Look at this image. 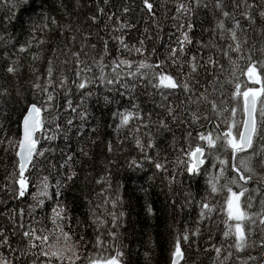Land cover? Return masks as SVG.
Wrapping results in <instances>:
<instances>
[{
	"label": "trees",
	"instance_id": "trees-1",
	"mask_svg": "<svg viewBox=\"0 0 264 264\" xmlns=\"http://www.w3.org/2000/svg\"><path fill=\"white\" fill-rule=\"evenodd\" d=\"M151 2L154 7L148 13L142 0H107V3L105 0H27L13 14L10 9L16 0H0V36L5 38L0 41V125L3 126L0 139L4 138L5 131L7 137L19 139L18 125L25 108L34 101L46 99V94L34 88L35 83L53 95L48 110L42 113L49 122L45 134H53L57 131L56 125L60 126L56 140L40 139L38 149L55 151L45 152L44 157L38 158L35 170L30 167L32 183L24 197L14 193L13 187L18 185H12L8 179L16 170L18 157L14 150H5L6 140L5 145H0V258L8 264H44L47 259L39 256V248H29L22 235L29 226L51 233L48 244L53 248L45 246V250H63V264H69V258L73 264H88V258H104L115 255L116 251L124 253L122 264H169L166 256L170 247L171 253L174 249L173 239L184 230L188 231L189 240L182 243L181 264H261L264 226H261L262 240L254 236L252 247L247 251L250 242L242 256L235 248L234 235L220 243L228 219L225 190L211 191L209 162L200 175L191 178L184 171V165H178L177 161L189 160L186 154L189 143L205 144L195 139L198 133L215 135L222 131V127L213 128L219 123V113L212 109L210 102L214 101L219 109L243 102L242 97L236 98L233 93L236 83L242 87L244 75L233 69L243 68L246 61L229 49V44L234 42L227 32L221 36L217 23L223 21L228 29L238 20L244 31H238L237 35L247 40L245 52L250 48L253 60L257 56L263 59L264 17L260 13L264 12V0H221L223 9L230 13L228 18L216 8L217 0H200L199 6L197 0ZM181 4L183 9L178 8ZM246 5H252L251 9H246ZM246 10L250 11L251 23L243 14ZM10 15H14L11 22ZM53 18L56 24H52ZM44 23L47 28L41 27ZM188 24L193 26L191 31ZM184 32L192 44L185 45L181 58L183 68L168 61V71L178 80H184L189 72L186 61L197 56L198 68L190 79L192 92L164 90L165 100L137 72V67L141 62L159 64L167 60ZM39 40L44 43H38ZM22 46L27 50L19 51ZM136 49L141 51L138 53ZM74 53L79 54L78 58ZM209 57L215 61L214 66L208 64ZM49 61L51 85L47 74ZM119 61H128L131 67L126 64L117 67ZM8 66H13L15 72L8 73ZM140 72L151 76L147 69ZM102 73L105 81L113 80V83L101 82ZM62 78H66L63 88L59 87ZM85 80L90 82L85 89H79L77 84ZM201 95L207 100L195 103ZM105 97L110 102L106 103ZM134 104L139 105L143 120L133 119L117 131L119 120L113 118V113L134 111ZM168 107L175 109L176 119L168 114ZM81 112L85 114L84 120L80 119ZM68 120H72L71 126ZM161 121L168 129L160 127ZM137 128L139 131H135ZM188 132L192 134L191 139ZM137 139L144 147L143 152L137 147ZM149 139L153 147L147 146ZM185 142L189 143L185 145ZM80 147L87 151V156L79 153ZM65 153L74 157L71 169L61 167ZM263 156L264 153L259 158ZM228 159L233 170L232 165L237 166L236 157L233 160L230 155ZM133 160L136 166L130 167ZM156 163L163 168L157 169ZM263 163L264 158V166ZM262 168L257 170L258 184L264 182ZM70 170L76 176L68 181L65 177ZM44 177L49 184L47 197L42 195L40 187ZM57 181L61 185L59 195ZM185 193H191L190 204L185 203ZM40 200L43 205L37 206ZM113 202H117L115 208ZM202 202H207L212 209L205 217L200 215ZM60 207L71 217L68 221H57L68 234L67 241L63 236L56 239L58 229L53 232L56 216L53 209ZM149 207L152 213L146 210ZM109 212H115L118 217L116 227L112 226ZM196 229L199 233L193 235ZM109 232L115 233V237L109 236ZM97 238L102 241L101 245H96ZM214 248H220L219 255Z\"/></svg>",
	"mask_w": 264,
	"mask_h": 264
},
{
	"label": "snow or ice",
	"instance_id": "snow-or-ice-1",
	"mask_svg": "<svg viewBox=\"0 0 264 264\" xmlns=\"http://www.w3.org/2000/svg\"><path fill=\"white\" fill-rule=\"evenodd\" d=\"M27 0H16V3H14L10 9V12L13 14L17 10L20 4L26 3ZM144 5V10L148 13H151L153 10V3L151 0H142ZM105 3H107V0H105ZM200 0H197V5L199 6ZM207 7V5H204ZM216 8L221 10V13L223 17L228 18L230 16V13L228 11H225L223 9L221 0H217L216 2ZM252 5H246V9H251ZM179 9H183L184 5L181 4L178 6ZM101 13L103 12V9H100ZM127 11V9H125ZM244 16L249 20V22H252V17L250 14V11L246 10L244 13ZM260 15L264 17V12H261ZM14 19V15L9 16V22ZM46 20L47 17H44ZM93 20L95 18H92ZM52 24H56L57 21L53 18ZM42 28H47L48 25L46 23L41 25ZM121 27H124V25H121ZM192 25L188 24V30L191 31ZM217 28L221 31V36H223L224 32H227L229 34V38L234 42L233 44H229V49L231 51H234L235 53L239 54V58L246 61V64L243 68H234L233 71H239L241 75H247L248 80L252 82L253 85H259V88L256 87H247L246 90L241 91V85L240 83H236L234 86V93L233 96L236 98H241L243 101L242 105V120L239 125H237L235 120V115L237 109L235 107L231 108V122H226L225 127L226 130L221 131L217 134H213L212 132H209L207 134L205 133H198L197 137L195 138L198 141H204L205 144L200 143H189L187 148V156L189 157V160L183 161L178 159L177 164H183L184 165V171L188 174H190L191 178H195L196 176L201 174V167L205 164L206 158H205V151L207 149H216L217 145L219 143V148L223 149L224 151H230L232 154L233 160H235L237 153H245L249 149L253 150V155L255 154V149L253 146L254 139L258 138H264V59H256L253 60V53L251 49L249 48L247 52H245V47L247 45L246 39H241L238 37L237 32L244 30L241 29L240 23L238 20L234 21V24L231 28L226 29L224 26L223 21H219L217 23ZM5 38L3 36H0V41H3ZM36 39V36L33 34V40ZM38 43L43 44V40H39ZM121 44H123V40L120 41ZM141 46H143V41L140 42ZM192 44V39L189 37L187 32L182 33V39L178 41V46L175 48H172L170 50L169 56L167 60L161 61L159 64H148L141 62L137 67V72L140 73L141 76L145 77L148 80L149 85L159 92V94L162 96L163 99H167V95L165 94L164 90H175V89H181L186 93H191L192 89L190 87V79L192 77V74L197 71L198 68V58L197 56L193 55L191 58L186 61L189 67L188 76L185 77L184 80H178L174 75H172L168 71V61H171V65H176L183 68V63H181V58L185 54V45ZM28 46H31V41L28 42ZM125 47H127L125 45ZM200 47H204V45H200ZM27 49L25 47H21L19 51L24 52ZM105 52L107 51V42H105ZM136 51L139 53L141 49H136ZM78 53H74V56L78 58ZM33 59H36L34 56ZM15 63V62H13ZM235 64V61L233 62ZM119 64H126L129 68L131 67V64L128 61H119L117 64V67H119ZM208 64L215 65V61L212 59V57L208 58ZM202 66V65H200ZM141 69H147L151 76L148 77L146 73L140 72ZM8 73H14L15 68L13 66L7 67ZM47 74L49 77V85L52 84L51 77H52V67H51V61H49V66L47 70ZM135 75V73H133ZM101 82H106L108 84H112L113 80H106L104 78L103 73L100 77ZM90 81L85 80L83 82H80L77 84V87L79 89H85L86 85ZM75 83V82H74ZM66 84V78H62L59 81V87L63 88ZM34 88L37 89L40 93L46 94V99L40 100V101H34L30 103L24 110L21 116V121L18 127L22 130V134L19 139L16 138H9L7 137L6 131L2 133L3 139H0V145H5V140L7 141V145L5 150L12 149L15 152V156L18 157V160L16 161V170H14L12 173L9 174L8 179L11 181L12 185H18V187H13V191L16 195L19 197H24L27 189L29 187V184L32 183L30 180V177L32 176L31 169H36V163L38 158L44 157L45 152L55 151V149L52 148H44V149H38L37 145L40 141V139H44L46 141H54L58 138L59 134V125H56L57 131L53 132L51 135H46V124L49 123L45 120V118L42 116L43 112H46L48 110V105L53 100L52 93L47 92V88H42L39 83L34 84ZM88 95H91L89 92ZM191 98V97H189ZM201 100H207L206 96L201 95L197 98L195 103H199ZM105 102L108 103V98L105 97ZM83 103V101H81ZM69 107H71V101H68ZM211 107L213 110L217 109V105L215 102H210ZM259 104V108H258ZM134 111L125 110L123 112L117 110L113 113V118L119 120V124L117 125V131L126 125H129L130 121L133 119H136L138 121H142L143 117L140 115L139 105L134 104L133 106ZM72 111H76L75 108L72 109ZM224 111H228V109H224ZM168 114L172 117V119H176L177 116L175 114V109L172 107L167 108ZM149 119H151V114H148ZM55 119V118H54ZM80 119H85L84 112L80 113ZM196 116L195 113L193 114V122H195ZM72 120H68L67 124L69 126L72 125ZM144 127H147V125H143ZM3 126L0 125V128ZM160 127L164 129H168V125L161 121ZM216 128H220V125H216ZM93 132L96 131V129H92ZM135 131H139V129H135ZM187 136L189 139L192 138L191 132L187 133ZM137 147L141 149V151H144L143 145H141L139 139L136 140ZM148 147H153V143L151 139H149ZM79 153L83 156H87L88 153L85 151L83 147H80ZM108 150L111 151V144L108 145ZM63 152V150H61ZM181 151L183 152L184 149L182 148ZM217 159H219L217 157ZM74 163V157L71 154H64V164L61 165V167H67L68 169L72 168V164ZM228 162L226 160L220 159V176H213L211 180L209 181L211 185V191L217 192L219 189H224L226 192V207L228 212V220L235 221V224L226 223V230L224 231V236L228 237L229 235L235 236V248L238 251H243L244 248L247 246L246 241V234L243 227V223L246 220H250L251 217L248 216L244 211L241 210L239 201L241 197L245 196V193L248 191L247 187L244 186V184H247L249 180L253 178V175H255L254 167L251 163V157H249L248 161L241 160L240 166L237 167L234 163L232 165L233 171H235L238 175L236 178H233L229 181V183L220 185L219 181L220 178L223 176L224 173V165H226ZM136 166V161L133 160L130 167ZM215 167V165H213ZM155 167L157 169H162L163 165L160 163H156ZM166 171V169H165ZM247 174V175H245ZM76 176L75 171H68L65 179L68 181H71ZM172 181L175 182V176L172 177ZM239 181H244V184H239ZM231 185H239L240 191L236 192L233 191V188ZM42 195L47 197L48 194V179L47 177L43 178L42 184ZM60 182L57 181L56 184V193L57 195L60 194ZM35 199V197H34ZM191 193H185V203L190 204L191 203ZM248 200H251V197H248ZM117 202H113V208H115ZM173 205H175V201L172 202ZM43 205V200H40L38 202L37 206ZM201 217H205L208 214L211 213L212 209L209 206L207 202L201 203ZM149 213H152V209L149 207L146 209ZM207 210V211H204ZM53 212L56 213V216L53 220V224L55 225V228L53 229V232H55L57 229L59 230V235H57L56 239L59 240L60 236H63L65 241L69 239L68 234L64 232L63 227L61 224H58L57 221H68L71 219V217L68 216L67 210L63 207H60L59 209H53ZM63 213V215H61ZM112 217V226L116 227V221L118 219L115 212H109L108 213ZM96 214L93 213V217H95ZM120 216H123V213H120ZM93 223H96V220H93ZM261 223L264 224V219L261 220ZM21 227L23 225L21 224ZM70 227V225H69ZM40 232L41 234H37V232ZM199 233V229H196L193 235H196ZM51 233H45L44 229H34L31 226H29L28 230L23 231L22 235L25 237L28 241L29 248H39V256L46 257L47 259L44 261V264H54V261H58L59 264H63L64 260V252L61 249H54L51 251L45 250V246H47L49 249L53 248V245L48 244L49 235ZM2 235V234H0ZM109 236L115 237V233L109 232ZM83 239V237H81ZM189 240V234L187 230H184L182 234H178L174 240V249L172 251V264H181V261L184 259V251L182 250V243H187ZM35 241H39V245L35 243ZM5 243H7V240L5 238ZM102 241L97 238L96 245H101ZM264 246V245H262ZM217 255L220 254V248H214ZM23 255V253H21ZM34 255H36L34 253ZM75 255V253H74ZM124 253L121 251H116L115 255H109L104 258L96 257V258H88V264H122L121 258L123 257ZM231 255V253H229ZM76 259L79 260L80 257L76 256ZM251 259H255L254 257ZM0 264H8L6 260H3L0 258ZM69 264H73V261L71 258H69Z\"/></svg>",
	"mask_w": 264,
	"mask_h": 264
},
{
	"label": "rangeland",
	"instance_id": "rangeland-1",
	"mask_svg": "<svg viewBox=\"0 0 264 264\" xmlns=\"http://www.w3.org/2000/svg\"><path fill=\"white\" fill-rule=\"evenodd\" d=\"M257 59H262V58L257 56ZM245 76H246V74L244 75V78L242 81V87H241L242 91L246 90L247 87H252L246 81ZM256 88H259V87L257 86ZM227 100H228L229 105L232 104V102L229 99H227ZM238 102L239 103H237V104H235V102H234V104H235L234 107L237 109L236 115H235V120H236L237 125L240 124V122L243 118V116H242L243 102L242 103H240V101H238ZM232 106H225L223 108L221 107L220 109L217 108V110H216L217 113H219V115H218L219 123H217V125H220V127H222V131L226 130V127H225L226 122H228V123L231 122L232 117H231L230 110H231ZM258 108H259V104H258ZM224 109H228V111H224ZM215 127L216 126H214L213 128H215ZM213 128H209V129H213ZM205 130H207V129H205ZM216 130H217V128H216ZM187 143H189V142H185L184 144L187 145ZM201 144H203V143H201ZM254 149H255L254 155H253V150L250 149L249 152L239 153V157L236 156L237 167L240 166V161L242 159L245 161H248L249 157H251V163H252V165L254 167V171H255V175H253V178L251 180H249L247 182V184H244V181H239V184H244V186L247 187V189H248V191L245 193V196L241 197V199L239 201L241 210L244 211L248 216L251 217L250 220H246L243 223V227H244L245 234H246L247 245L251 242L249 244V247L246 246L247 251H249L250 248L252 247V241L251 240H253L254 236H256L258 239L262 240L263 229L261 226H264V224L261 223V220H262L261 218L264 217V182H262L261 184H258V182H260V179H259L260 175L257 174V170L258 169L262 170L263 169L262 167H264L262 165V160H263L264 156L262 158H259V157H261V154L264 153V151H263V149H264V138L256 139V145H255ZM230 155L232 156L230 151H224L223 149L219 148V143H218L216 149H212L210 151L207 150V153L205 156V158H206L205 164L209 162L208 174H210V176L209 175H207V176H209L210 178H212L213 176H220V164H219L220 159L226 160L228 162L226 165H224V173H223V176L220 178V181H219L220 185H224V184L229 183V181L231 179L236 178L238 175L235 171L233 172V170H230L231 162H230V159H228V156H230ZM217 157L219 159H217ZM258 164H260V165H258ZM213 165H215V167ZM245 175H247V174H245ZM231 186L233 188V191H236V192L240 191L239 185H231ZM249 196L251 197L250 201L248 200ZM254 209H255V211L251 215V211H253ZM259 220H260V222H258ZM226 221H227V223H230L233 225L235 224V221H231L228 219ZM258 224H259V226H258ZM225 227H226V224H225ZM247 234H248V236H247ZM227 239H229V236L228 237L223 236L221 238L220 243H222V240L227 241ZM174 240L175 239H173V241ZM246 247L244 248L243 251H239L238 254L242 256L244 251L246 250ZM171 255H172V253H171V247H170L169 252L166 256L169 259V264H171V261H172V259H170V257H172ZM239 255H237V258L239 257ZM238 260L240 263V259H238ZM262 263H263V259H261V264Z\"/></svg>",
	"mask_w": 264,
	"mask_h": 264
},
{
	"label": "water",
	"instance_id": "water-1",
	"mask_svg": "<svg viewBox=\"0 0 264 264\" xmlns=\"http://www.w3.org/2000/svg\"><path fill=\"white\" fill-rule=\"evenodd\" d=\"M245 78H246V81L252 86V87H260L259 85H253L252 84V82L250 81V80H248V77H247V75L245 76ZM20 134H22V130L20 129ZM37 147H38V145H37ZM248 151H250V149L248 150ZM247 151V152H248ZM205 154H206V151H205ZM204 167V165L201 167V169ZM27 191H28V189H27ZM27 193V192H26ZM263 263L262 264H264V255H263ZM183 261V260H182ZM182 261H181V263H182ZM171 264H172V261H171Z\"/></svg>",
	"mask_w": 264,
	"mask_h": 264
},
{
	"label": "bare ground",
	"instance_id": "bare-ground-1",
	"mask_svg": "<svg viewBox=\"0 0 264 264\" xmlns=\"http://www.w3.org/2000/svg\"><path fill=\"white\" fill-rule=\"evenodd\" d=\"M233 162V161H232ZM232 164V163H231Z\"/></svg>",
	"mask_w": 264,
	"mask_h": 264
}]
</instances>
